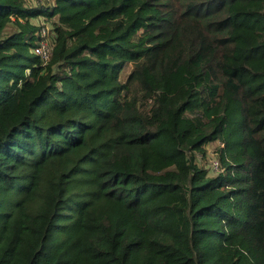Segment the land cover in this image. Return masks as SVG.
I'll return each mask as SVG.
<instances>
[{
  "label": "trees",
  "instance_id": "16d2710c",
  "mask_svg": "<svg viewBox=\"0 0 264 264\" xmlns=\"http://www.w3.org/2000/svg\"><path fill=\"white\" fill-rule=\"evenodd\" d=\"M26 1L0 0V264H264V0Z\"/></svg>",
  "mask_w": 264,
  "mask_h": 264
},
{
  "label": "rangeland",
  "instance_id": "374dc122",
  "mask_svg": "<svg viewBox=\"0 0 264 264\" xmlns=\"http://www.w3.org/2000/svg\"><path fill=\"white\" fill-rule=\"evenodd\" d=\"M28 2V3H27ZM41 3L43 4V6H47V4L51 5V1H47V0H41ZM27 5H32L31 4V0L26 1ZM31 22L37 26H40L41 28H45L47 31H49V26L52 27L53 22H55V19H47L46 17H38L35 18L33 20H31ZM52 34V33H51ZM130 70V67H128L126 69V73ZM125 75H122V77H124ZM223 146L221 143H214V144H210V146H207V153L206 156L207 158L205 160H200V156L198 155L197 159H196V164L200 167L206 168L208 174L210 175H214L216 174V172L213 170L215 169L214 167V163H211L212 158L216 159L219 162V150L218 147Z\"/></svg>",
  "mask_w": 264,
  "mask_h": 264
},
{
  "label": "built area",
  "instance_id": "2783aa9c",
  "mask_svg": "<svg viewBox=\"0 0 264 264\" xmlns=\"http://www.w3.org/2000/svg\"><path fill=\"white\" fill-rule=\"evenodd\" d=\"M36 4V3H35ZM38 38V45L34 49V53L41 57V59L46 62L49 58V54L51 51L52 44L49 43L48 37H49V31H47L45 28H41L39 33L36 34ZM211 163H214L215 169H213L215 172H218V165L219 162L212 158Z\"/></svg>",
  "mask_w": 264,
  "mask_h": 264
},
{
  "label": "crops",
  "instance_id": "0c3cea01",
  "mask_svg": "<svg viewBox=\"0 0 264 264\" xmlns=\"http://www.w3.org/2000/svg\"><path fill=\"white\" fill-rule=\"evenodd\" d=\"M52 33V34H51ZM53 25H52V27L51 26H49V37H48V41H49V43H52L53 42ZM212 145V144H211ZM210 146V145H209Z\"/></svg>",
  "mask_w": 264,
  "mask_h": 264
}]
</instances>
